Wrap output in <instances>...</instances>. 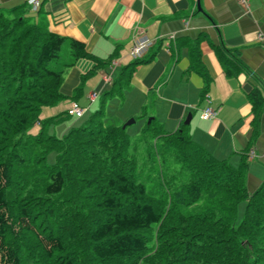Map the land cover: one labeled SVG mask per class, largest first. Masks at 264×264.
<instances>
[{
  "label": "trees",
  "instance_id": "trees-1",
  "mask_svg": "<svg viewBox=\"0 0 264 264\" xmlns=\"http://www.w3.org/2000/svg\"><path fill=\"white\" fill-rule=\"evenodd\" d=\"M198 40L188 43L190 69L204 78V97L211 78ZM214 48L228 76L247 69L238 50ZM81 58L111 61L54 32L41 1L36 11L0 7V264H264V182L249 191L247 152L237 163L218 158L186 124L169 131L155 116L137 134L102 120L144 58L122 69L81 124L60 137L45 132L70 115L40 116L66 97L65 74ZM248 98L256 123L264 91L255 86Z\"/></svg>",
  "mask_w": 264,
  "mask_h": 264
},
{
  "label": "crops",
  "instance_id": "crops-1",
  "mask_svg": "<svg viewBox=\"0 0 264 264\" xmlns=\"http://www.w3.org/2000/svg\"><path fill=\"white\" fill-rule=\"evenodd\" d=\"M40 1L54 32L84 42L88 52L97 58L111 57L108 65L81 58L67 70L61 86L66 97L58 103L61 107L67 102V107L61 112L75 102L85 114L88 107L78 98L83 95L89 99L90 92L101 95L111 88L117 75L133 61V33L138 31L136 37L155 44L136 65L122 99L135 95L139 112L151 108V116L169 131L185 124L191 113L186 126L196 142L216 157H228L235 163L241 152H247L249 191L264 182V107L255 123L248 98L255 86L264 91V0ZM25 2L28 0H0V7ZM199 37L202 63L211 78L209 100L202 96L204 78L190 69L188 43ZM214 44L238 50L247 69L228 76ZM107 75L111 83L105 80ZM80 84L82 90L73 99ZM207 106L216 111L213 119L200 116Z\"/></svg>",
  "mask_w": 264,
  "mask_h": 264
},
{
  "label": "rangeland",
  "instance_id": "rangeland-1",
  "mask_svg": "<svg viewBox=\"0 0 264 264\" xmlns=\"http://www.w3.org/2000/svg\"><path fill=\"white\" fill-rule=\"evenodd\" d=\"M67 45L68 44H65L63 49L61 50L62 60H67L69 58ZM78 99H81L80 102H82L84 106L88 107L87 112L81 117L64 113L62 118L51 120L44 125L46 133L53 134L58 137L62 136L68 131L70 127L81 124L86 118H88V116L92 112L98 109L102 104V98L100 94L97 96L94 102H90L89 99L85 98V96L83 95ZM137 103L138 98L135 97V95L128 96V98L126 96L125 99H122L118 95H114L108 98L104 105L106 115L102 120L113 124L123 125V123L126 122L127 119L133 117L130 115L135 114L141 116L142 112H144L143 109L139 112L140 108L137 107ZM64 107H67V102L61 103V107H59L58 104L53 106H44L42 108L40 116L41 118H49L55 114L60 113L61 111H64ZM152 112L153 110L151 108H147L144 112L145 114L143 117H138L137 119H135V122L133 124L126 126L127 131L131 134H137L142 129V127H144L145 123H148L149 118L153 117L151 116ZM40 129L41 125L39 123H36L30 126L28 131L37 133L40 131ZM245 206L246 201L243 200L239 203L237 218L238 220L242 218Z\"/></svg>",
  "mask_w": 264,
  "mask_h": 264
},
{
  "label": "built area",
  "instance_id": "built-area-1",
  "mask_svg": "<svg viewBox=\"0 0 264 264\" xmlns=\"http://www.w3.org/2000/svg\"><path fill=\"white\" fill-rule=\"evenodd\" d=\"M29 5H31L32 9L34 11H36L39 7L40 4V0H28ZM137 32L133 33V38H134V44L133 47L131 49V55L133 57V59H141L144 55V52L151 46H153L155 44V41L153 40H148V39H141L137 36ZM105 80L107 82L111 83V76L107 75L105 77ZM100 93L98 91H92L89 93L88 98L90 100V102L95 101V99L97 98V96ZM205 98H207V100H209L208 95L205 94L204 96ZM68 113L70 115H75V116H82L84 114V109L82 107H80L77 103L73 102L71 107L68 109ZM216 111L211 107V106H207L202 112H201V118L203 119H213L215 117Z\"/></svg>",
  "mask_w": 264,
  "mask_h": 264
},
{
  "label": "water",
  "instance_id": "water-1",
  "mask_svg": "<svg viewBox=\"0 0 264 264\" xmlns=\"http://www.w3.org/2000/svg\"><path fill=\"white\" fill-rule=\"evenodd\" d=\"M191 118H192V114L190 113V114H188L187 118L185 119V124H189L190 121H191ZM151 119H152V117L149 118L148 123H150ZM134 122H135V118L134 117L129 118L126 122L123 123L122 127L125 128L126 126L131 125Z\"/></svg>",
  "mask_w": 264,
  "mask_h": 264
}]
</instances>
